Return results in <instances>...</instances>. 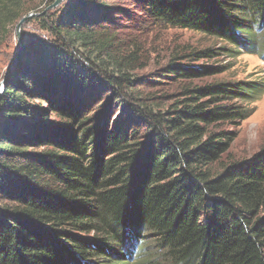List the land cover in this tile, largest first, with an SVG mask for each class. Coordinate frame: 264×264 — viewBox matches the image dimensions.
<instances>
[{"label":"trees","instance_id":"1","mask_svg":"<svg viewBox=\"0 0 264 264\" xmlns=\"http://www.w3.org/2000/svg\"><path fill=\"white\" fill-rule=\"evenodd\" d=\"M141 1L149 21L264 56V0ZM19 11L0 0V264H264V148L217 167L235 137L219 125L247 119L264 82L184 88L162 108L103 0L38 17L46 38L3 78ZM178 59L168 78L219 70Z\"/></svg>","mask_w":264,"mask_h":264},{"label":"rangeland","instance_id":"2","mask_svg":"<svg viewBox=\"0 0 264 264\" xmlns=\"http://www.w3.org/2000/svg\"><path fill=\"white\" fill-rule=\"evenodd\" d=\"M49 1L20 0V17L10 26L8 41L2 48L1 59L4 65L1 68V75L3 78L18 50L15 26L19 20L27 15H36L27 19L20 28L22 40L28 45L32 41L47 36L42 30L38 17L70 2V0H62L57 7L47 9L52 4H49ZM103 1L113 9L112 15L116 19L115 24L108 29L117 35L118 40L134 42L143 57V67H138L132 72L138 80L137 83L140 84L136 88L148 96L159 98L157 104H160L162 108H167L173 100L177 99L184 88H195L207 84L230 86L246 82H264V56L261 49L251 52L249 49L244 50L198 32L156 24L146 18L141 0ZM207 49L214 50L215 54L210 58L191 60L193 52ZM174 57L179 58L176 60L177 63L195 66L197 71L200 70L199 67L219 68V70L212 75H201L193 79L168 78L169 74L163 68ZM1 82L0 90H2ZM235 102L236 100L232 99L229 103L235 104ZM104 103L105 99L102 101V104ZM112 104H105L110 108V120L119 114L117 105ZM237 104L245 105V103ZM247 106L253 108V111L239 125L229 123L219 125L220 129L234 132L235 137L217 167L231 161L249 159L264 148V95Z\"/></svg>","mask_w":264,"mask_h":264},{"label":"water","instance_id":"3","mask_svg":"<svg viewBox=\"0 0 264 264\" xmlns=\"http://www.w3.org/2000/svg\"><path fill=\"white\" fill-rule=\"evenodd\" d=\"M61 2H62V0H54V2L47 9H53V8L57 7L59 4H61ZM32 16H36V15L31 14V15H27V16L21 18L15 26V36H16V39L18 42V48H17L18 50H17L16 54L14 55V57L12 58V60L9 64L7 71L5 72V76L8 75L12 71V69L18 64L19 60L21 59V57L25 51L26 44L22 40V36L20 34V28L23 25V23L26 22L27 19H29Z\"/></svg>","mask_w":264,"mask_h":264},{"label":"built area","instance_id":"4","mask_svg":"<svg viewBox=\"0 0 264 264\" xmlns=\"http://www.w3.org/2000/svg\"><path fill=\"white\" fill-rule=\"evenodd\" d=\"M1 91V90H0Z\"/></svg>","mask_w":264,"mask_h":264}]
</instances>
